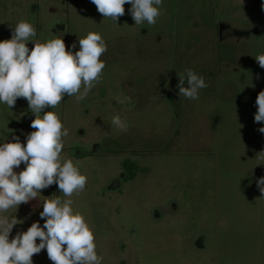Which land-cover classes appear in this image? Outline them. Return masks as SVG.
Segmentation results:
<instances>
[{
  "label": "rangeland",
  "instance_id": "obj_1",
  "mask_svg": "<svg viewBox=\"0 0 264 264\" xmlns=\"http://www.w3.org/2000/svg\"><path fill=\"white\" fill-rule=\"evenodd\" d=\"M124 7L116 24L90 0H0V40L24 20L41 43L63 38L67 50L91 31L108 48L84 100L65 97L45 109L68 130L61 156L87 177L84 190L65 197L53 185L9 209L3 215L21 222L10 239L43 225L40 205L59 196L84 216L103 264H264V193L256 183L264 176V124L254 123L264 90L254 58L264 54V0H163L154 25H134ZM189 68L208 84L198 100L177 95ZM116 115L126 132L111 124ZM34 118L23 98L12 109L0 105V135L24 142ZM131 172L135 179L125 182ZM201 234L204 249L196 245ZM32 259L52 264L45 250Z\"/></svg>",
  "mask_w": 264,
  "mask_h": 264
},
{
  "label": "clouds",
  "instance_id": "obj_2",
  "mask_svg": "<svg viewBox=\"0 0 264 264\" xmlns=\"http://www.w3.org/2000/svg\"><path fill=\"white\" fill-rule=\"evenodd\" d=\"M90 2L103 18H110L116 24L125 14L124 5H130L128 13L134 25L156 24L163 4V0ZM10 32V39L0 40V105L12 109L17 99L23 98L35 118L30 123L34 131L25 134L24 142L19 136L5 139L0 135V264H34V254L42 250L52 264H103L94 232L84 216L73 211L71 199L62 201L59 196L45 199L39 211L43 225L33 222L27 230H17L11 239L13 228L21 222L15 215L9 217L3 213L28 204L53 185L65 197L84 190L87 177L71 158L61 156L62 138L68 136V130L55 112L45 109L57 107L65 97L75 96L77 102L87 97L106 67L101 57L108 50L107 44L100 33L91 31L78 37L67 50L63 38L41 43L34 39L36 27L24 20L14 26L10 24ZM29 42L33 45L31 49ZM254 58L264 69V54ZM175 87L179 97L198 100L200 90L208 84L204 76L189 68L178 76ZM255 105L254 123L264 124V90L258 93ZM111 124L120 131L128 130L127 122L119 115L112 117ZM258 131L264 134V126ZM256 183L264 193V176Z\"/></svg>",
  "mask_w": 264,
  "mask_h": 264
},
{
  "label": "flooded vegetation",
  "instance_id": "obj_3",
  "mask_svg": "<svg viewBox=\"0 0 264 264\" xmlns=\"http://www.w3.org/2000/svg\"><path fill=\"white\" fill-rule=\"evenodd\" d=\"M173 44H176V43H173ZM175 52H176V51L173 50V53H175ZM169 83L171 84V81H169ZM135 177H136V174H135ZM135 177L132 178V179H128V178L125 176L124 181H125V182H128V181H130V180H134ZM196 245H197V247H198L199 249H200V248H202V249L206 248L205 236H204V235L201 234L200 236H198V239H197V241H196Z\"/></svg>",
  "mask_w": 264,
  "mask_h": 264
},
{
  "label": "trees",
  "instance_id": "obj_4",
  "mask_svg": "<svg viewBox=\"0 0 264 264\" xmlns=\"http://www.w3.org/2000/svg\"><path fill=\"white\" fill-rule=\"evenodd\" d=\"M126 161H127V160H126ZM126 161L124 162V164L127 163ZM135 174H136L135 172H133V173L131 172L130 175H129L127 178H128V179H132V178L135 177Z\"/></svg>",
  "mask_w": 264,
  "mask_h": 264
}]
</instances>
